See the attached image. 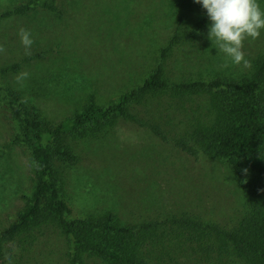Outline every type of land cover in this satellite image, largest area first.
<instances>
[{
	"label": "rangeland",
	"instance_id": "obj_1",
	"mask_svg": "<svg viewBox=\"0 0 264 264\" xmlns=\"http://www.w3.org/2000/svg\"><path fill=\"white\" fill-rule=\"evenodd\" d=\"M26 1L0 0V45L5 48L0 69L16 64L0 70V231L25 205L33 186L31 150L13 141L19 121L8 95L16 93L17 106L34 110L51 123L72 115L90 94L105 104L142 82L157 63V48L167 42L175 25L161 0H47L54 10L13 12ZM21 27L32 33L31 55H25L20 43ZM189 27L183 24L181 30ZM259 50L264 51V31L244 43L245 57ZM186 51L191 57L176 47L166 59L170 80L207 75L194 62V49ZM22 71L30 77L21 88L15 77ZM162 96L171 106L149 103L137 108L142 115L147 110L168 113L163 120L170 122L162 124L172 132L205 110L203 95ZM116 124L99 137H74L70 144L77 156L74 162L55 161L72 216L110 208L131 222L190 211L231 223L239 215L242 194L227 163L187 154L133 123L119 119ZM63 244L53 226L26 231L5 245L1 263L8 264L11 256L12 264H68Z\"/></svg>",
	"mask_w": 264,
	"mask_h": 264
},
{
	"label": "trees",
	"instance_id": "obj_2",
	"mask_svg": "<svg viewBox=\"0 0 264 264\" xmlns=\"http://www.w3.org/2000/svg\"><path fill=\"white\" fill-rule=\"evenodd\" d=\"M258 2L264 8V0ZM160 5L175 21L173 33L157 48V63L140 84L105 104L90 94L80 109L57 123L17 106L16 93L8 95L12 114L19 121L13 141L31 150L33 186L25 205L0 231V264L8 242L44 226H53L63 238L68 264H264V51L245 57L251 61V69L230 61L229 67L221 68L226 58L208 39L206 10L198 4L199 11L191 0H161ZM37 8L55 9L47 0H27L13 12ZM183 24L190 26L187 31L181 30ZM176 47H182L187 58L191 55L186 49L193 48L194 62L207 75L170 80L165 64ZM162 94L180 98L203 95L205 110L185 122L180 131L172 132L162 124L170 122L163 120L168 113L147 110L142 115L137 108L149 103L168 107ZM119 119L187 154L227 163L242 194L243 207L235 220L221 223L177 211L127 222L110 208L72 216L55 161L74 162L77 156L70 145L74 137H99L102 131L114 129Z\"/></svg>",
	"mask_w": 264,
	"mask_h": 264
},
{
	"label": "clouds",
	"instance_id": "obj_3",
	"mask_svg": "<svg viewBox=\"0 0 264 264\" xmlns=\"http://www.w3.org/2000/svg\"><path fill=\"white\" fill-rule=\"evenodd\" d=\"M200 4L210 21L208 39L215 44L218 53L225 56V62L221 68L232 65L251 69V61L245 58L243 51L246 40H256L264 31V8L258 0H194ZM20 43L25 55H31V47L34 43L32 33L23 27L19 28ZM5 48L0 45V53ZM30 77L27 71L20 72L16 77V83L22 88L24 82ZM245 173L247 169L243 170ZM8 264H12L11 256L7 258Z\"/></svg>",
	"mask_w": 264,
	"mask_h": 264
}]
</instances>
